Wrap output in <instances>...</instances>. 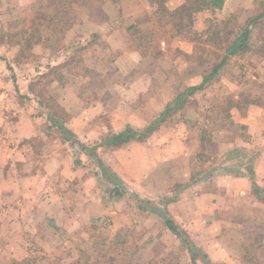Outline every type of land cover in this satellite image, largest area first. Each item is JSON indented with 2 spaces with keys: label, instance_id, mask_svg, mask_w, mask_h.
<instances>
[{
  "label": "rangeland",
  "instance_id": "rangeland-1",
  "mask_svg": "<svg viewBox=\"0 0 264 264\" xmlns=\"http://www.w3.org/2000/svg\"><path fill=\"white\" fill-rule=\"evenodd\" d=\"M136 1L141 3L140 9L134 6L133 0H124V4L120 0H81L80 4L73 6L69 18L61 22V18L54 17L50 12L51 0H0V54L8 59V63L0 60V106L8 107L10 111L12 109L11 113L15 116H10L15 121L22 120V124L25 121L33 122V131L36 130L31 145L35 166L46 162L47 157H41L46 136L52 138L51 140L60 137V131L43 128L42 119H47L50 107H40L39 100L44 103L51 102L50 106L53 104L61 109L67 121L66 125L73 127L77 133L90 134L97 139L98 141H86L85 148L90 151L91 156L96 160H103L107 166L111 151L106 147L99 148L102 137L124 130L131 126L129 124H132L134 130L141 132L161 115L156 107L162 101L166 102V96L159 99L156 96H147L144 98V103H148L145 109L142 106L143 111L132 113L121 108L116 109L119 106V103L115 105L118 100L116 96L97 94L98 86L104 87L105 79L107 83L108 79L109 82H120L109 73L116 72L119 75L126 72L124 62H117L120 51H113L105 37L118 25L116 20L119 17H126V21L129 19V24L135 16V24L131 25L136 27L144 21L146 0ZM241 1L243 6L239 3L242 6L240 12L234 10V3L238 1L228 0L226 7L229 8H226V12H220L219 16L208 15L206 21L199 18L196 22L197 28L194 25L192 30L193 34H201L216 24L219 38L224 43L231 42L236 31L256 16V3L263 0ZM123 8L125 12H122ZM233 11L237 13L231 14ZM32 15L36 22L41 19L44 22L45 19L52 26H44L42 29L40 27L41 31L36 34L31 44L32 49H23L20 53V46L24 44L18 43L22 37L23 21L29 18L27 29L30 31ZM53 18L55 19L52 20ZM257 23L251 36L250 49L243 57L229 58L216 74H213L214 69L218 68L225 56L220 48L222 44L217 42L210 45L203 43L205 38L200 42L188 37L193 43L190 53L189 48L174 41L177 37L168 34L161 36V43L154 50L153 57L156 67L161 70V75L158 72V77L161 76L158 81L162 83L167 78L179 96L180 93L188 94L190 88L196 90L192 95H186L181 103V106L185 105L189 109L187 114L182 116L175 110L165 118L164 123L159 124L154 138H150L152 134H147L143 140L149 136L148 140L152 144L158 133L169 137L177 131L178 121L192 124L194 121L197 135L202 136L203 141L196 144V151L202 150L210 156L214 155L209 165L214 162L216 167L218 163L220 166L223 162L221 156L224 154L225 158L230 159L232 155L239 158L237 153H242V150H232L229 146L234 141L241 143L238 139L241 131L238 130V124L228 119L224 121L222 117H226V112L223 114L220 111L229 109L234 104L243 107L251 103H264V19ZM135 33L137 30L129 33L130 40ZM163 49L166 51L163 52ZM105 73L108 74L106 78ZM205 77L209 78L206 82ZM40 91L42 93L39 98ZM107 98L111 99L109 105L112 103L114 109L103 111L102 108L94 107L95 103L100 104L101 99ZM27 107L31 108V114L26 112ZM0 118L2 119V114ZM183 127L180 125V128ZM222 130H225L224 134ZM160 144L163 145V142ZM67 147V151L71 149L79 152L72 150L70 144ZM161 149L165 150L163 146ZM247 151L248 148L245 152ZM195 158L189 162L193 163L192 168L197 169L203 163L199 164L198 157ZM78 160L90 165L94 163L85 155ZM94 169H98L97 166ZM97 171L99 173V169ZM164 178H169L168 169ZM166 183L164 181L163 184ZM167 187L173 188L172 182ZM65 188L68 191L66 211L72 221L67 223V227L60 223V227L55 229L48 220L42 224L36 221L13 224L8 222L7 217L4 221L0 220V264H19L28 257L34 259L35 264H97L101 246H104L103 238L109 243L118 242L116 246L125 253L130 264H203L199 258L197 262H191L189 256L181 252L187 246L170 232L162 230V226L165 228L163 219L158 214L155 215L151 204L152 201L162 203L161 200L151 199V202L144 205L135 192H130L125 187L118 193L109 186L95 187V192H90L91 187H80V191L76 187ZM164 197L168 198L162 196L161 199ZM160 209L164 211V206ZM28 210L36 211L32 207ZM151 218H156L157 222ZM175 240L177 243H174ZM199 250L201 253L202 250ZM257 264L263 262L259 261Z\"/></svg>",
  "mask_w": 264,
  "mask_h": 264
},
{
  "label": "crops",
  "instance_id": "crops-1",
  "mask_svg": "<svg viewBox=\"0 0 264 264\" xmlns=\"http://www.w3.org/2000/svg\"><path fill=\"white\" fill-rule=\"evenodd\" d=\"M120 1L124 4V0ZM133 1L135 7L141 6L138 1ZM237 1L238 3H234V10L240 12L243 3L241 0ZM227 4L228 0L222 10L198 13L195 16V28L199 18L206 21L211 15L219 16L220 12H226V8H229L226 7ZM144 7L146 11L144 15L141 14L145 19L137 27L131 25L135 24L133 21L135 16L129 24H127L130 22L129 19L126 21V17H119L116 20V23L119 22L118 25L106 34L105 39L109 47L113 51H120L117 62L122 64L124 62L126 72L119 75L116 72L109 73L111 76H116L115 79L120 82H109L108 79L107 83L105 79L104 87L99 85L97 94L116 96L118 100L115 101V105L119 103L116 109L121 108L132 113L145 109L148 103H144V98L147 96H156L157 99L166 96V102L162 101L158 104V108L156 107L162 114L179 94L167 78L162 83L158 81L161 77H158V72L160 71V74L161 70L156 67L153 56H142L139 51L130 48V32L136 30L147 32L153 29L151 20L153 6L146 0ZM125 11L123 8L122 12ZM235 11L231 14H236ZM174 41L189 48L188 51L191 53L193 43L187 37H177ZM162 45L166 47L164 42ZM164 51L166 49H163ZM106 77L108 74L105 75ZM110 101V98L101 99L100 104L95 105V103L94 107L102 108L103 111L114 109L112 103L109 105ZM77 105L81 108L79 103ZM92 106L93 104L87 109ZM29 108H26V112L29 111L31 114ZM0 111V115L2 114L0 220L4 221L7 217L8 222L13 224L32 221L42 224L48 220L55 229L60 227V223L67 227V223L72 221L66 211L68 191L65 187H76L79 191L80 187H91L90 192H95V187L109 186L115 193L122 192V188L125 187L130 192H135L136 197L141 199L144 205L151 202V199L161 200L162 203L152 201L151 204L158 209L164 206V211L188 234L197 249L202 250L199 254L205 256L210 264H257L259 261L264 264V103H251L243 107L234 104L229 109L220 111L223 114L226 112V117L222 115L224 121L228 119L238 124V130L241 131L238 136L241 143L234 141L229 146L232 150L237 148L242 150V153L236 151L239 158L233 155L230 159L225 158L224 154L220 155L223 157L220 166L218 163L216 167L214 162L209 165L214 155L210 156L202 150L196 151L197 145L203 142L202 136L197 135L196 122L192 121V124L178 121L177 131L171 133L169 137L158 133L152 144L147 136L143 141H133L119 148H110L108 166L102 160V165L109 172L110 180L105 178L101 164L98 163L99 159L96 160L83 149L86 141H98L92 135H81L73 127L66 125L75 135L76 144L65 140L61 135L53 140L46 136L44 151L41 152L42 156L40 155L47 157L46 162L41 166H35L31 145L36 130L33 131V122L25 121L22 124V120L15 121L11 117L15 116L11 113L12 109L10 111L3 105L0 106ZM178 111L183 116L189 112V109L184 105ZM42 122L43 128H50L47 119H42ZM129 125L131 126L127 127L133 129L132 124ZM180 125L184 126L183 129ZM157 129L151 133L150 138H154ZM224 133L225 130H222V134ZM183 134L184 137L181 136ZM160 142H163V145ZM68 144L72 145V150L79 152L71 149L67 151ZM162 146L165 150L161 149ZM246 148H248L247 152H245ZM82 155L92 159L94 163L91 165L82 163V160H78ZM194 155L198 157L199 164L203 163L198 167L199 169L192 168L193 163L189 162L190 159L195 158ZM217 157L220 158L219 155ZM95 166L99 169V173L98 169H94ZM167 169L169 178L165 180ZM164 181L167 182L165 185ZM171 182L173 188L170 189L167 184ZM162 196L168 198L161 199ZM30 207L36 211L30 212L28 210ZM151 219L157 222L156 218ZM162 230L170 232L177 238L166 226L165 228L162 226ZM174 243H177V240ZM181 252L188 255L191 262H197L198 259L195 262L192 260L188 248Z\"/></svg>",
  "mask_w": 264,
  "mask_h": 264
},
{
  "label": "trees",
  "instance_id": "trees-1",
  "mask_svg": "<svg viewBox=\"0 0 264 264\" xmlns=\"http://www.w3.org/2000/svg\"><path fill=\"white\" fill-rule=\"evenodd\" d=\"M81 0H51V11L54 17L62 19L61 22H65L66 18H69V13L73 10V6L80 4ZM227 0H149L151 6H153L152 12V21H153V29L150 32H142L137 30V33L130 40V48L135 51H139L142 56H155L154 50L159 47L161 43V36L171 35V37H192L197 41L203 43H208L210 45H215L217 42L222 44L220 48L224 51L225 56L221 62V64L216 68L213 74L225 65L226 61L231 57H243V55L250 49L251 36L254 28L257 26V22L264 19V0L261 2H257V10L256 16L250 20L246 26L238 29L233 36L231 42H223L221 38H219V30L217 25L214 24L212 28H208L206 31L201 34L194 33L193 28L195 25V16L204 11H213V10H222L226 4ZM54 13V14H53ZM53 18L52 20H54ZM30 20L27 17L23 21V30L21 31L22 37L19 39V42H24L22 47L20 46V53L24 50L32 49L31 44L36 38V34L41 31V29L46 26L50 27L49 23L42 21V19L36 22L34 15L31 18V26L30 31L27 29L29 27ZM41 27V29H39ZM15 45L17 43L15 42ZM24 49V50H23ZM30 51V50H29ZM31 53V52H30ZM0 60L8 63V59L0 54ZM9 68H11L9 66ZM209 78L205 77L204 82H206ZM41 84V83H36ZM196 88H191L189 90L188 95L194 93ZM42 91L39 93V98L41 96ZM186 95L178 96L175 101L170 104L166 110L156 119V121L149 127L145 128L143 131L138 132L131 127H127L121 132H111L104 138H102L99 147L106 148H119L123 145H126L133 141H143V137L147 134H151L154 130H156L159 124L165 122V118L168 117L175 110H180L183 108L181 103ZM40 107H50V110L47 112V120L50 123V128H54L57 131H60L61 137L65 140L72 141L76 144L74 137L75 135L72 133L70 129L66 127V119L62 113L61 109L54 106L50 103H44V101L39 100ZM144 135V136H143ZM82 146V145H81ZM84 150H87L83 148ZM88 151V150H87ZM89 154L90 151H88ZM99 164L103 169V174L107 180H110L108 175V170L102 165V161L99 159ZM155 214H158L160 218L163 219L165 226L177 237L179 238L185 246L189 249L192 260L195 262L198 258L202 260L203 264H210V261L207 260L205 256L200 255L199 250L196 245L191 241L188 234L181 229L179 225L175 223V221L168 215L167 212L162 211L158 208H154L153 211ZM103 245L100 255L97 257V264H130L127 261L125 253L121 252L120 248L116 246L118 242H108L105 238H103ZM19 264H35V260L31 257L25 258Z\"/></svg>",
  "mask_w": 264,
  "mask_h": 264
}]
</instances>
